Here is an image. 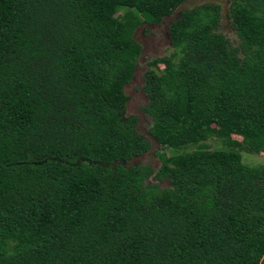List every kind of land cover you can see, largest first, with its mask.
I'll return each instance as SVG.
<instances>
[{"label":"trees","instance_id":"16d2710c","mask_svg":"<svg viewBox=\"0 0 264 264\" xmlns=\"http://www.w3.org/2000/svg\"><path fill=\"white\" fill-rule=\"evenodd\" d=\"M186 1L0 0V264H264V0H229L236 48L218 5L171 21L142 90L174 153L128 166L132 35Z\"/></svg>","mask_w":264,"mask_h":264},{"label":"rangeland","instance_id":"374dc122","mask_svg":"<svg viewBox=\"0 0 264 264\" xmlns=\"http://www.w3.org/2000/svg\"><path fill=\"white\" fill-rule=\"evenodd\" d=\"M203 4H214L220 7L221 19L219 31L229 41L230 46L232 48H236L239 40L237 39L235 32L230 25L229 0H188L182 5L181 8H179L177 11H174L170 17L165 18L161 24L154 26L142 24L137 27L136 31L132 35V39L138 44L140 52L136 62V69L133 79L125 87V94L129 99L126 104L125 117L135 116L137 118V133L150 142L151 149L142 156L134 158L130 164H128V166H149L154 171H156L160 166L158 154H164L165 156L169 157L174 153L168 148L164 149L159 147L148 137L147 133L152 125V120L143 111V108L148 103V99L142 88L145 84V73L149 69L148 62L153 58L166 56L172 52L168 36V28L171 21L177 18L181 11L189 10ZM159 68L162 69L163 67L160 66ZM232 139L241 141V138L237 136H232ZM203 145H205V149L208 150L225 148L223 141L215 137L207 140L203 143ZM197 149H199L198 146H189L185 149L179 150L178 152H191ZM241 156L242 162L247 166H264V153L250 155L245 152H241ZM162 185L166 187L168 186V183L164 182Z\"/></svg>","mask_w":264,"mask_h":264}]
</instances>
